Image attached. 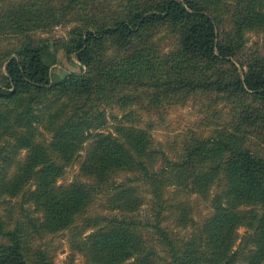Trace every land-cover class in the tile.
<instances>
[{"label": "trees", "instance_id": "obj_1", "mask_svg": "<svg viewBox=\"0 0 264 264\" xmlns=\"http://www.w3.org/2000/svg\"><path fill=\"white\" fill-rule=\"evenodd\" d=\"M64 16L77 21L67 43L36 38ZM250 31H264V0L9 3L0 14V138L15 142L2 156L0 203L22 199L36 217L25 227L0 214V264H54L36 244L42 232H66L85 264H263L264 56L245 52ZM60 47L86 71L52 82ZM191 99L227 121L209 134L188 130L171 158L132 109L160 116ZM115 109L120 118L107 113ZM75 163L80 178L60 183ZM153 199L161 209L145 223L135 214Z\"/></svg>", "mask_w": 264, "mask_h": 264}, {"label": "rangeland", "instance_id": "obj_2", "mask_svg": "<svg viewBox=\"0 0 264 264\" xmlns=\"http://www.w3.org/2000/svg\"><path fill=\"white\" fill-rule=\"evenodd\" d=\"M12 1H22V0H0V14L2 11L11 3ZM27 1V0H26ZM25 2V1H24ZM221 18V15H220ZM82 23V17H78ZM54 21V20H53ZM50 22L47 26L38 28L34 35L37 39L40 40H50L52 42H68L71 38V31L76 26V20L74 17L67 20V16L61 19L59 23L54 24ZM166 33H161L159 35V46L160 48L168 49L171 45L169 42V37L163 40H160ZM3 44H14L16 39L5 40ZM245 52L247 51H258L259 55L264 56V31H250L245 33ZM57 49V58L54 61V65L52 66L51 70V78L52 82H57L66 77V75L71 73L81 74L86 71V66H84L76 56V52H66L62 47ZM55 50V49H54ZM56 51V50H55ZM108 55L110 58H115L116 55L113 53L112 50L108 51ZM52 59V58H50ZM235 62H237L235 60ZM237 65L240 64L237 62ZM216 110H223V104H220ZM132 113L135 114L137 118H140L141 121L144 123H151L154 126L153 131V140H154V147L162 150L166 155L171 158H175L176 154L180 150L181 139L182 135L186 133L190 129L196 130L199 128L200 130L204 131L206 134L212 132V130L218 126L219 123L223 121H227L225 116L219 118L217 115H214L215 110L208 111L207 107L202 103L195 101V99H191L184 105H176V107H171L166 109L163 114H151L143 111H137L135 107H133ZM110 116L111 114L118 115L119 118L122 116L123 111L121 110H108L107 112ZM113 122L112 118H109V122ZM218 122V124H217ZM217 124V125H216ZM108 130L112 131V128H108ZM41 134H46L45 130L40 127ZM14 139L10 136H5L0 138V146L2 151H0V172L6 166L7 161L2 156H11V148L14 143ZM84 151H82V154ZM26 154V150L21 151V156L23 157ZM12 157H8V161ZM79 163H75L72 167L67 170L66 177L60 181L70 182L75 179L80 178L78 175ZM194 203L192 202L193 206L196 208L202 216L207 215L209 213V205L202 199H193ZM197 202V203H196ZM157 201L155 199L145 204L143 208L135 214L136 217L140 218L143 222L147 223L148 221H155L156 213L158 210L161 209V206L156 204ZM164 210V208H162ZM162 210V211H163ZM0 214H2L4 220L11 224H22L25 227H29V222L31 218H35L36 214L33 212V206L29 203L20 199L19 201L12 202V204L5 205L0 203ZM169 214L168 211H164L162 215ZM169 216V215H167ZM80 223V221L78 222ZM165 224L170 225L176 231H179V234L182 236H189L191 232V228L183 229L180 226H177V223L173 219L170 221H166ZM32 226V224H31ZM146 233L149 236H155L154 228L146 227ZM238 234L240 236V241L242 237L247 235V228L240 227L238 229ZM36 244L41 248L48 247L52 254H53V262L54 264H67L70 262L71 258H74V264H85L86 258L79 254L73 253L71 247L69 246L68 242V234L66 232H61L59 234H50L42 232V234H36L35 236ZM4 240L3 234L0 232V242ZM239 241V242H240ZM73 254H75L73 256ZM264 264V263H263Z\"/></svg>", "mask_w": 264, "mask_h": 264}]
</instances>
